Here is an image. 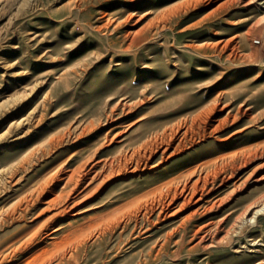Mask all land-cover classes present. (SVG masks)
I'll return each instance as SVG.
<instances>
[{"label": "rangeland", "instance_id": "rangeland-1", "mask_svg": "<svg viewBox=\"0 0 264 264\" xmlns=\"http://www.w3.org/2000/svg\"><path fill=\"white\" fill-rule=\"evenodd\" d=\"M263 2L0 0V264H264Z\"/></svg>", "mask_w": 264, "mask_h": 264}, {"label": "bare ground", "instance_id": "bare-ground-1", "mask_svg": "<svg viewBox=\"0 0 264 264\" xmlns=\"http://www.w3.org/2000/svg\"><path fill=\"white\" fill-rule=\"evenodd\" d=\"M262 4H264V2L262 3ZM133 42H134V40H133ZM14 98V97H13ZM6 101V100H5ZM11 101V100H10ZM14 101V100H13ZM6 103V102H5ZM14 103V102H13ZM20 103V102H19ZM1 104V103H0ZM18 104V103H17ZM7 105H8V103H7ZM1 106H3L2 104H1ZM10 106V105H9ZM18 106V105H17ZM6 109V108H5ZM10 110H12V109H10ZM9 109H8V111H10ZM3 112H5V111H3ZM7 112V111H6ZM5 115V114H4ZM0 173H1V171H0ZM0 183L1 184H3L2 182H1V180H0ZM254 209H251L249 212H248V215H250V219H248L249 220V222L250 223H253V222H255V218H256V216L259 214V213H261V212H263L264 211V205H263V207H261L260 209H258V210H254ZM243 220V219H242ZM245 220V219H244ZM248 222V221H247Z\"/></svg>", "mask_w": 264, "mask_h": 264}]
</instances>
